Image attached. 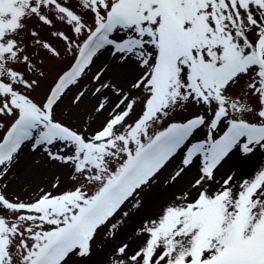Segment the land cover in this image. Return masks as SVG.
Instances as JSON below:
<instances>
[{"label":"snow or ice","instance_id":"6c2138e0","mask_svg":"<svg viewBox=\"0 0 264 264\" xmlns=\"http://www.w3.org/2000/svg\"><path fill=\"white\" fill-rule=\"evenodd\" d=\"M94 260L264 264V0H0V264Z\"/></svg>","mask_w":264,"mask_h":264},{"label":"rangeland","instance_id":"374dc122","mask_svg":"<svg viewBox=\"0 0 264 264\" xmlns=\"http://www.w3.org/2000/svg\"><path fill=\"white\" fill-rule=\"evenodd\" d=\"M61 67L63 65L56 62H51L46 65L49 81L55 77ZM38 92L42 93V89L38 90ZM52 175V170H46L32 174L28 180H13L8 189L9 198L17 195L21 199H29L39 187H49ZM136 223H138V220L131 221L129 227H135ZM91 264H97V261L94 260Z\"/></svg>","mask_w":264,"mask_h":264}]
</instances>
